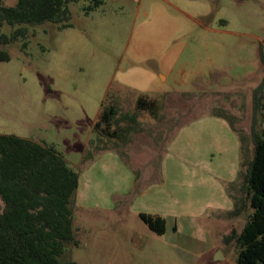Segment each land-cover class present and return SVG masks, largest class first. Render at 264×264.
<instances>
[{
  "label": "rangeland",
  "instance_id": "374dc122",
  "mask_svg": "<svg viewBox=\"0 0 264 264\" xmlns=\"http://www.w3.org/2000/svg\"><path fill=\"white\" fill-rule=\"evenodd\" d=\"M88 6L69 3V27L27 26L26 39L0 46L10 58L0 63V134L53 148L79 175L76 245L59 262L236 264L222 239L246 219L229 216L230 196L251 156L264 0ZM139 96L156 102L154 115L135 110ZM110 101L136 123L120 122L99 142L92 127ZM140 213L164 219L165 232Z\"/></svg>",
  "mask_w": 264,
  "mask_h": 264
},
{
  "label": "trees",
  "instance_id": "16d2710c",
  "mask_svg": "<svg viewBox=\"0 0 264 264\" xmlns=\"http://www.w3.org/2000/svg\"><path fill=\"white\" fill-rule=\"evenodd\" d=\"M79 0H17L7 7L0 0V46L14 44L28 36V28L45 23L69 27V3ZM86 12L99 7L103 0H88ZM4 24L12 27L9 35L1 33ZM263 78L252 92L250 131L251 156L238 196H230L232 218L246 213L240 232L232 229L223 237L234 245L236 264H264V132L259 122L264 115ZM0 49V63L9 61ZM154 100L139 96L135 110L155 114ZM136 123L132 113H120L110 101L101 109L93 124L99 142L108 130L122 121ZM244 157L246 154H242ZM79 175L53 148L13 135L0 134V264H63L59 262L66 248L76 245L73 233L74 196ZM141 221L156 234L165 232V220L139 214Z\"/></svg>",
  "mask_w": 264,
  "mask_h": 264
},
{
  "label": "crops",
  "instance_id": "0c3cea01",
  "mask_svg": "<svg viewBox=\"0 0 264 264\" xmlns=\"http://www.w3.org/2000/svg\"><path fill=\"white\" fill-rule=\"evenodd\" d=\"M65 160V159H64ZM66 161V160H65ZM67 162V161H66ZM67 164H68V162H67ZM79 189H80V181L78 180V188H77V192L76 193H78V191H79ZM77 198V197H76Z\"/></svg>",
  "mask_w": 264,
  "mask_h": 264
},
{
  "label": "water",
  "instance_id": "95a60500",
  "mask_svg": "<svg viewBox=\"0 0 264 264\" xmlns=\"http://www.w3.org/2000/svg\"><path fill=\"white\" fill-rule=\"evenodd\" d=\"M222 258V257H221ZM216 259H219L218 257H216Z\"/></svg>",
  "mask_w": 264,
  "mask_h": 264
}]
</instances>
